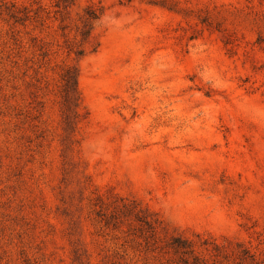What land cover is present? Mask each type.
Segmentation results:
<instances>
[{
	"label": "rangeland",
	"instance_id": "1",
	"mask_svg": "<svg viewBox=\"0 0 264 264\" xmlns=\"http://www.w3.org/2000/svg\"><path fill=\"white\" fill-rule=\"evenodd\" d=\"M0 264H264V0H0Z\"/></svg>",
	"mask_w": 264,
	"mask_h": 264
},
{
	"label": "trees",
	"instance_id": "2",
	"mask_svg": "<svg viewBox=\"0 0 264 264\" xmlns=\"http://www.w3.org/2000/svg\"><path fill=\"white\" fill-rule=\"evenodd\" d=\"M61 3L64 6H72L74 0H61ZM84 17L82 20V31H80L81 41L87 42L89 39V34L91 31L92 23L97 20L96 12L89 9L88 11H84ZM75 54L77 57H81L83 55L82 50L77 49ZM78 68L71 67L63 71L61 75V79L63 81V91H62V106H63V115L65 121L66 131L72 132L74 131L75 122L77 121L78 108H79V94H78Z\"/></svg>",
	"mask_w": 264,
	"mask_h": 264
}]
</instances>
